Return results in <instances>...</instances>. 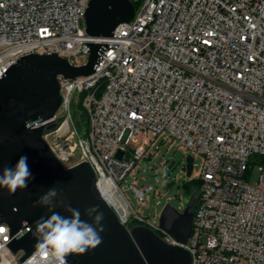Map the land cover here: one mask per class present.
I'll use <instances>...</instances> for the list:
<instances>
[{
	"label": "built area",
	"instance_id": "obj_1",
	"mask_svg": "<svg viewBox=\"0 0 264 264\" xmlns=\"http://www.w3.org/2000/svg\"><path fill=\"white\" fill-rule=\"evenodd\" d=\"M89 1L0 0V78L29 54L54 52L83 66L88 61L76 59L90 55L89 43L103 44L92 75L59 77L57 127L44 134L57 158L66 168L89 163L128 229L145 225L180 245L147 222L120 186L168 135L203 157L183 245L192 264H264V0H144L133 20L96 39L86 34ZM79 102L86 134L74 113ZM132 189L145 204L153 187ZM11 239L0 238V264H56L51 256L21 262L25 253H12Z\"/></svg>",
	"mask_w": 264,
	"mask_h": 264
},
{
	"label": "water",
	"instance_id": "obj_2",
	"mask_svg": "<svg viewBox=\"0 0 264 264\" xmlns=\"http://www.w3.org/2000/svg\"><path fill=\"white\" fill-rule=\"evenodd\" d=\"M138 2L90 0L86 11L87 36L111 37L120 24L133 20ZM89 46L86 65L74 66L54 52L29 54L20 57L0 78V175L5 167L15 168L21 156H27L32 174L28 187L18 189L13 195L0 186V218L9 226L10 237L23 227V221L31 228L23 238L11 239L7 246L14 254L25 253L22 262L35 252L39 240L36 222L41 217L47 219L52 212H58L69 218L71 213L66 209L71 207L80 211L82 220L94 224L86 209L99 206L104 214L102 243L85 254H69L67 264H192V255L183 245L192 233L195 194L190 196L183 211L167 205L159 219V227L180 245L167 243L145 225L128 229L100 193L92 166L84 161L66 168L44 138L46 132L57 127L54 118L62 102L59 77L76 79L95 72L104 45L90 42ZM38 118V126L32 129L25 126V122H35ZM122 156L123 152L117 155L120 159ZM51 188L57 190L52 204H36Z\"/></svg>",
	"mask_w": 264,
	"mask_h": 264
},
{
	"label": "rangeland",
	"instance_id": "obj_3",
	"mask_svg": "<svg viewBox=\"0 0 264 264\" xmlns=\"http://www.w3.org/2000/svg\"><path fill=\"white\" fill-rule=\"evenodd\" d=\"M143 3L144 0H141L138 10ZM88 59V55H82L76 62L82 63ZM74 107L78 110L76 104ZM153 140L155 136L153 132H149L148 141ZM138 145L133 143L132 147ZM202 167L203 157L200 154L180 146L165 134L153 143L148 156L139 162L133 173L122 181L120 186L133 208L142 214L147 222L157 225L167 205L179 211L186 208L191 196L188 195L186 186L190 185L192 189L200 187ZM259 176L260 171L256 167L252 171L251 182L256 183ZM132 186L141 189L153 187V190L146 193L145 204L136 196Z\"/></svg>",
	"mask_w": 264,
	"mask_h": 264
},
{
	"label": "clouds",
	"instance_id": "obj_4",
	"mask_svg": "<svg viewBox=\"0 0 264 264\" xmlns=\"http://www.w3.org/2000/svg\"><path fill=\"white\" fill-rule=\"evenodd\" d=\"M39 121L40 118L35 122L27 121L25 126L32 129L39 125ZM27 160V156H21L15 168L5 167L3 169V173L0 175V186L7 188L9 195L15 194L18 189L28 187V181L32 174ZM56 196L57 190L51 188L36 201V204L51 205ZM66 211L71 213L69 218L58 212H52L47 219L41 217L36 222V233L39 234V240L35 245L33 257L51 256L55 259L56 264H67L66 257L69 254H85L86 251L95 249L102 243L100 233L104 231L101 224L104 214L99 211V206L86 209V214L92 217L94 224L82 220L78 209L68 207ZM22 225L23 227L16 232L15 236L11 237L12 239H21L27 232L31 231L27 221H23ZM94 225H99V228L94 227ZM9 233V226L0 223V238H3L5 234L9 235Z\"/></svg>",
	"mask_w": 264,
	"mask_h": 264
},
{
	"label": "trees",
	"instance_id": "obj_5",
	"mask_svg": "<svg viewBox=\"0 0 264 264\" xmlns=\"http://www.w3.org/2000/svg\"><path fill=\"white\" fill-rule=\"evenodd\" d=\"M140 2L141 0H139L138 3H135V8L138 9L139 6H140ZM76 106L78 107V110L74 107V113H75V116H76V120H77V125H78V128L79 130L82 132L83 129L85 130L84 131V134H86L88 132V128H89V121H88V115L87 113L84 111L83 107H82V104L81 102L79 103H76ZM200 188V187H199ZM199 188H195V189H192L190 187V185H187L186 186V189H187V192H188V195H192V194H195L197 197V200L199 198Z\"/></svg>",
	"mask_w": 264,
	"mask_h": 264
},
{
	"label": "bare ground",
	"instance_id": "obj_6",
	"mask_svg": "<svg viewBox=\"0 0 264 264\" xmlns=\"http://www.w3.org/2000/svg\"><path fill=\"white\" fill-rule=\"evenodd\" d=\"M104 198H105V200H107V202H109V204L111 203V200H110V199H108V197H107V196H104Z\"/></svg>",
	"mask_w": 264,
	"mask_h": 264
}]
</instances>
